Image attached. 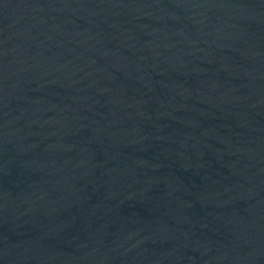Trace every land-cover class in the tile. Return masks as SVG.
Wrapping results in <instances>:
<instances>
[{"label":"water","instance_id":"water-1","mask_svg":"<svg viewBox=\"0 0 264 264\" xmlns=\"http://www.w3.org/2000/svg\"><path fill=\"white\" fill-rule=\"evenodd\" d=\"M0 264H264V0H0Z\"/></svg>","mask_w":264,"mask_h":264}]
</instances>
